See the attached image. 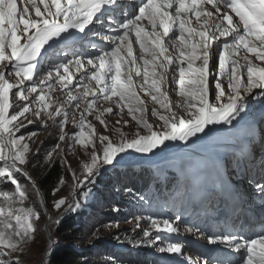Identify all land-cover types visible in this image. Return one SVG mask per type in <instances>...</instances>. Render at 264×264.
<instances>
[{"label": "snow or ice", "instance_id": "obj_1", "mask_svg": "<svg viewBox=\"0 0 264 264\" xmlns=\"http://www.w3.org/2000/svg\"><path fill=\"white\" fill-rule=\"evenodd\" d=\"M21 3L22 7L18 8L17 0H0V178L15 186L11 193L0 190V249L5 250L0 251V256L20 251L22 244L34 239L33 219H39L33 209L17 206L23 205L27 195L14 174L21 172L19 166L27 163L30 145L24 142L23 134L17 133L25 127V121L34 122L26 115L30 111L35 118L43 115L51 120L61 132V141L65 139L64 129L71 118L78 129L72 134L73 142L87 149L89 144L95 148V128L87 116L95 113V119L107 128L103 116L113 112L111 106L98 109L101 100L112 102L121 113L127 108L147 134L137 133V138L129 141L123 131L116 129L120 139L115 143L107 136H100L102 161L94 152L91 162L84 165L87 176L93 177L98 174L100 162L111 165L119 154L129 149L151 153L165 141L187 143L192 137L199 139L200 133L208 135L216 131L209 125L235 126L233 121L243 119L241 114L248 107L244 94L252 95L253 89H264V0H138L135 5H124L120 0H21ZM117 14L124 19L117 20ZM233 14L238 18L235 21ZM141 21H147L151 31L142 27ZM112 24L115 27H109ZM174 28L178 32L170 43L175 55L165 46V38ZM106 31L115 34L105 35ZM133 31L144 54L140 58L142 65L133 54ZM78 34L99 35L112 46H96L94 53H77L74 45L85 38ZM221 38H224L222 43L216 44L218 64L213 74L209 71L214 55L212 48ZM125 49L130 60L122 55ZM69 50L74 58L61 59ZM85 55L92 70L85 68ZM44 61L49 62L47 69L43 68ZM197 61L199 66H195ZM73 67L77 71L85 69L83 78L76 81L82 91L81 87H70L74 80L70 73ZM170 70L171 82L183 98L175 109L162 91ZM225 73L227 91L220 83ZM210 75H215V104L209 102ZM134 77L141 78L139 85ZM28 81L31 83L26 87ZM57 85L66 90L67 108L63 101H55L51 96ZM138 88L164 110V114L155 107L152 110L163 122L162 131L153 130V125L144 118L145 101ZM14 89L16 100L23 103L18 111L10 113L14 107ZM81 107L83 110L79 111ZM69 109L79 111L78 122L76 111L70 113ZM43 123L47 127V121ZM89 129L90 132L86 131ZM256 188L264 193V183H258ZM65 203L60 199L54 206L59 209ZM69 207L75 210L79 202ZM151 224L161 230L158 221L152 220ZM162 230L177 231L167 220L163 221ZM218 240L237 253L243 251L237 264H264V232L251 239L236 235L210 238L214 244ZM159 251L180 253L181 247L169 244ZM0 264L6 261L0 259Z\"/></svg>", "mask_w": 264, "mask_h": 264}, {"label": "rangeland", "instance_id": "obj_2", "mask_svg": "<svg viewBox=\"0 0 264 264\" xmlns=\"http://www.w3.org/2000/svg\"><path fill=\"white\" fill-rule=\"evenodd\" d=\"M18 8L22 7L21 0H17ZM41 10L43 11V5L40 6ZM31 11V8H30ZM34 15V13H33ZM142 26V24H141ZM110 27V26H109ZM142 27H145L148 31H151V26L149 23H145ZM159 30V29H158ZM178 32V28H174L172 32H170L169 37L165 38V46L169 48V51L175 55V51L170 43L171 37L176 35ZM134 31L131 34L132 40V48L133 54L137 58V61L140 65L143 64L142 59L140 60L141 56L144 55L142 52L139 55H136L137 48L139 47V43L134 39L132 36L134 35ZM105 35H114L111 31H106ZM87 40L84 43H81V46L77 50V53H94L97 48L96 46L101 47H111V42L103 39L99 35H88ZM221 38L217 40L213 44L212 51L214 55L211 57L212 63H210L209 71L210 73L215 74L217 72L216 65L218 64V51L216 49V44L222 43ZM230 39V38H229ZM24 41L22 40L21 43ZM122 55L125 56L126 59L130 60V57H127V53L125 50L122 52ZM73 54L69 50L67 51V55H62L61 59H68L72 60ZM150 58V57H148ZM88 56H84L85 61V68L88 70H92L90 65H87L86 61ZM200 61L196 62L195 66H199ZM49 67V62H43V68L47 69ZM175 67V65H173ZM184 67H187L185 63ZM41 68L38 66V71ZM84 68L77 71L75 67L70 68V73L73 74L74 80L73 84L70 85L71 88L75 89L76 87L82 86L77 85L76 81L83 78L82 73L84 72ZM171 70L167 74L168 79L162 85V91H164L168 97L169 101L173 105L175 109V105L178 102H183V98H181L177 93L178 89L175 85L171 82ZM214 78L215 75L209 76V102L215 104L216 101L213 97V93L216 91L214 88ZM35 79V77H34ZM247 77L246 73L244 74V81L246 82ZM134 81L139 85L141 83L140 77H134ZM11 82V80H10ZM31 82H26L25 86L27 87ZM220 83L222 86L225 87L227 91V73H225L224 78L220 79ZM94 85V82H93ZM147 87V86H145ZM141 99L145 101V108L146 111L144 112V118L147 120L148 123L153 125V130L155 131H162L161 125L162 121L159 120L158 116H154L152 114V110L155 107L157 111L161 114H164V110L160 108L159 104H155L154 101L151 100L150 96L144 95L143 91L139 88L137 89ZM65 89H62L59 85L51 93L52 98L55 101H63L65 103V107H68V102L64 101L65 97ZM73 94H77L73 91ZM245 95V100L248 105L245 113H251V115H256L258 113H264V89H253L252 95ZM91 99V97H89ZM30 102V101H29ZM113 107V112L111 114L105 113L103 119L107 124V128L104 125L100 124L99 121L95 119V113L93 115L87 116V121L95 128V135L93 136V140L95 141V148L92 147L91 144L85 149L84 147L76 144L72 140V134L78 132V129L74 127L71 118L69 119V123L65 126L64 132L71 133L68 137V141L65 143V155L68 157L71 167L76 170L78 176L82 179L87 178V172L84 168L86 163L91 162V156L95 152L100 155L102 161V152H103V145L99 141L100 136H107L109 137L114 143L118 142L120 139L119 134L117 133L116 129H120L125 134L127 140H132L137 138L136 134L139 133L140 135H146L147 131L142 128L136 120L132 119V116L129 115L127 108L121 113L120 109L116 107L112 102H103L97 105V108L102 110L106 107ZM32 108H35V105H32ZM54 110V108H53ZM83 107L79 111H82ZM76 111L75 109H69V112ZM79 111H76L75 119L79 121ZM179 111V110H177ZM244 114V113H242ZM28 119L33 120L32 124H39L42 126L43 129L46 127L44 126V121H47V127L53 125L51 120H48L46 116H41L40 118H35L32 115V112L26 114ZM139 116V113H136ZM60 118H57V122H59ZM119 121V123H117ZM236 121H233L235 124ZM25 124H28L25 121ZM230 126V125H224ZM223 125H209V128L216 129L213 136L209 138L207 141L200 140L204 133L198 134L200 137H192L187 143L183 141L176 140V141H165L163 145L157 147L151 153H137L133 149H129L124 153L119 154L113 164L107 165L100 162L98 164V172L99 170H107L108 168H115L119 164L121 168L119 171L124 175V180L121 183L122 185L125 182H128L132 179L131 174H128L130 171L139 172L140 176H145L143 170L149 169V171H153L156 177H159L162 180V177L166 178L168 173H172L176 182H178L179 186V193L174 194L173 197H179V200L182 201V206L185 205L186 202L201 200L205 199L210 192V189L213 186L218 185L217 182L221 178V172L224 176L226 174L230 179V176L237 186H241L243 188H248V185L245 183V179H243V175L238 176V173L234 172L232 169L226 167V163L223 162L227 157L225 152H233V147L231 144L234 143L232 138H236L239 140L242 138L239 135H243L247 137V133L249 132L248 126L237 127L231 129L230 131H222L221 128L224 127ZM50 129V128H49ZM254 136H258L260 142L257 143V152L264 153V124L260 122V124L256 125V127L251 128ZM49 131V130H48ZM90 132L91 130H86ZM208 130L205 129V132ZM234 135H237L235 137ZM47 136V133H43L38 140H34L35 145L31 146L29 153H33L36 150L40 142L43 138ZM261 136V137H260ZM221 137H226L224 139H220ZM228 138V139H227ZM27 139V138H26ZM195 141V142H194ZM239 143H241L239 141ZM173 152V153H172ZM161 156H164L161 158ZM234 156V154H233ZM264 160V158H263ZM220 164H224L225 168L220 167ZM230 165V164H229ZM22 166V165H21ZM23 168L27 169L26 167L22 166ZM117 166L116 168H118ZM218 168V169H217ZM231 168H233L231 166ZM229 169L231 171H229ZM28 170V169H27ZM219 170V171H218ZM29 171V170H28ZM97 176L95 175L94 178ZM122 179V175L120 176ZM98 178V177H97ZM163 178V179H164ZM239 178L242 180L240 181ZM160 183V181L155 180V183ZM153 189L146 192L145 195L150 196V193ZM43 194H45L43 192ZM215 196V193L211 194ZM209 195L208 197H210ZM66 194L61 196L53 197L51 204L55 205L60 199L66 200ZM75 197V198H74ZM74 200L72 205L76 204V197L77 194L74 195ZM92 200V195L90 193L81 194L78 201L85 205H89ZM179 200L176 202L177 208H164L161 207L159 209H153V212H147L143 209L140 212L135 214L130 213L127 217H123L119 219L117 222L112 224H105L100 226H95L92 232V236L89 239H94L95 241L101 240V238H108L110 239L111 236H121L125 237L123 241H121L120 247L123 250H136L137 252H144L148 255V261L144 264H204L205 261L208 264H227V263H215L211 262L210 260V253L209 249L215 250L216 247H225V250H230L226 244L219 243H211L210 238H220V236H209L207 235L208 232L210 233H220L222 230L227 229L226 226L220 227L215 225L212 220H201L198 224L197 218L193 216V212L190 213H183L181 207L179 208ZM142 202H146L145 199ZM211 205V204H210ZM26 208V207H25ZM163 209L164 212L167 214L163 215L160 212V209ZM56 209V208H55ZM56 209L55 211H57ZM72 208H69L68 211H71ZM219 211H215L214 218L219 219ZM213 214V213H212ZM51 218V216L49 215ZM2 219V218H0ZM152 220H156L160 223V229L158 230L156 227H153L151 224ZM167 220L172 225V227L176 228L177 231H164L163 229V221ZM34 221L39 222L38 219H33ZM45 220H43L44 223ZM42 222V220L40 221ZM188 229H192L189 231ZM214 230V231H211ZM145 232H148L149 235L145 236ZM50 233V232H49ZM38 240L39 237L36 235ZM34 235V239L28 240L27 243L21 245L20 251L11 252L8 255V262L13 261L16 264H40L43 259L44 249L43 243L40 244L37 241V238ZM169 244H177L181 247L180 253H171V252H160V248H167ZM213 244V245H212ZM212 245V246H211ZM215 246V247H213ZM223 249V250H224ZM222 250V251H223ZM0 251H5L0 249ZM50 253V250H48ZM47 252V253H48ZM235 252V251H234ZM224 253V252H223ZM48 255V254H47ZM45 264V260H44ZM119 264H135L134 262H121ZM237 264V263H236Z\"/></svg>", "mask_w": 264, "mask_h": 264}, {"label": "trees", "instance_id": "obj_3", "mask_svg": "<svg viewBox=\"0 0 264 264\" xmlns=\"http://www.w3.org/2000/svg\"><path fill=\"white\" fill-rule=\"evenodd\" d=\"M15 91L14 89L12 97L14 107L10 113L18 111L20 104L23 103L16 100ZM33 133L35 135H32ZM43 133H47V136L41 140L33 153H27V163L22 165L29 170L38 187L22 172L14 174L27 195L23 205L17 206L33 209L39 215V220H42L34 221L36 229L34 235H38L39 240L37 236L36 238L40 244L43 243V256L51 247L50 235L54 241L45 264L146 263L149 259L144 252L121 249V241L125 239L123 235L111 236L110 239L101 238L99 241L89 238L95 226L115 223L130 213L140 212L141 209L153 212V209L168 208L173 203V195L179 193L178 182L175 181L177 179H174L172 173H168L169 176L162 177L161 180L156 177L159 175L149 169L143 170L141 173L145 176L139 177L140 173L132 170L128 173L132 179L122 185L124 175L116 167L99 170L96 175L98 178L93 176L82 179L71 167L64 151L71 133L66 132L65 139L61 141L59 139L61 132L57 126L51 125L43 129L39 124H25L17 135L23 134L27 138L24 142L31 148L35 145L34 140H38L39 135L41 137ZM155 180L160 183L156 182L153 185ZM14 187L6 178H0V190L11 193ZM151 189L153 191L150 196L145 195ZM39 190L45 193L47 210L51 218L67 212L76 194V201L85 193H90L92 200L85 206L78 201V208L68 211L50 224L49 233L46 229L47 215ZM62 193L66 194V203L55 211L51 201L53 197L61 196ZM143 199L146 202H142ZM164 208L160 211L164 212ZM0 259H4L6 264H16L13 261L8 262V256H0Z\"/></svg>", "mask_w": 264, "mask_h": 264}, {"label": "water", "instance_id": "obj_4", "mask_svg": "<svg viewBox=\"0 0 264 264\" xmlns=\"http://www.w3.org/2000/svg\"><path fill=\"white\" fill-rule=\"evenodd\" d=\"M19 167L22 169L21 172H23V173H24L29 179H31V181L37 186V184L35 183V181H34L33 178L31 177V175L29 174V172H28L26 169H24L23 167H21V166H19ZM40 195H41V198H42V203H43V207H44V209H45V213H46V215H47L46 229H47V231L49 232V226H50V224H51L55 219H57V218H59V217H62V216H63L64 214H66L68 211L65 212V213H63V214H61L60 216H58V217H56V218H50L49 215H48V212H47L45 195H44L42 192H40ZM50 251H51V249H50ZM47 256H48L47 254L44 255V257H43V259H42V261H41L40 264H44V260H45V258H46Z\"/></svg>", "mask_w": 264, "mask_h": 264}, {"label": "bare ground", "instance_id": "obj_5", "mask_svg": "<svg viewBox=\"0 0 264 264\" xmlns=\"http://www.w3.org/2000/svg\"><path fill=\"white\" fill-rule=\"evenodd\" d=\"M208 8L210 9V10H212V11H214L213 9H211V6L210 5H208ZM233 16H234V14H233ZM116 18H118L119 20H121V19H124V17H121L119 14H117L116 15ZM236 19H238V18H236L235 16H234V21L236 20ZM145 23H148L147 21H141V24H142V26L145 24ZM192 23L193 24H195V18L194 17H192ZM73 32H75V30L73 29L72 30ZM113 33V32H112ZM113 34H115V33H113ZM78 35H80V34H78ZM134 39H135V34L132 36ZM77 45V44H76ZM75 45V47H74V50H77L76 48H77V46ZM47 47V46H46ZM126 50V49H125ZM125 50H124V54H125ZM71 51V50H70ZM72 52V51H71ZM139 53H141V50H140V46L137 48V53H136V55H139ZM253 60H254V62H256V63H259V61H255V58L253 57L252 58ZM141 60V59H140ZM210 63H212V61H210ZM248 193H250V192H248ZM249 200V203H250V199H248ZM261 202H264V198L261 200V201H256V204L258 205L259 203H261ZM254 205L253 207L254 208H256V209H261V208H263V207H260V205L259 206H257V205ZM243 252V251H242ZM240 258V257H239Z\"/></svg>", "mask_w": 264, "mask_h": 264}]
</instances>
